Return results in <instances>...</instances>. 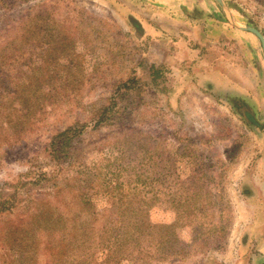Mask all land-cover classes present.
I'll return each mask as SVG.
<instances>
[{"label":"rangeland","instance_id":"374dc122","mask_svg":"<svg viewBox=\"0 0 264 264\" xmlns=\"http://www.w3.org/2000/svg\"><path fill=\"white\" fill-rule=\"evenodd\" d=\"M0 264H264V0H0Z\"/></svg>","mask_w":264,"mask_h":264},{"label":"trees","instance_id":"16d2710c","mask_svg":"<svg viewBox=\"0 0 264 264\" xmlns=\"http://www.w3.org/2000/svg\"><path fill=\"white\" fill-rule=\"evenodd\" d=\"M44 77V76H43ZM43 77H41V78H43ZM37 80H40V78L39 79H37ZM51 145L52 146H54V144L53 143H51ZM43 212H46V213H48V210H44ZM41 214H43L42 212H41ZM48 218H49V214H48Z\"/></svg>","mask_w":264,"mask_h":264},{"label":"water","instance_id":"95a60500","mask_svg":"<svg viewBox=\"0 0 264 264\" xmlns=\"http://www.w3.org/2000/svg\"><path fill=\"white\" fill-rule=\"evenodd\" d=\"M250 30H252V31H254V32H256L254 29H250ZM257 33V32H256ZM258 34V33H257ZM261 39H262V41H263V38L261 37Z\"/></svg>","mask_w":264,"mask_h":264}]
</instances>
